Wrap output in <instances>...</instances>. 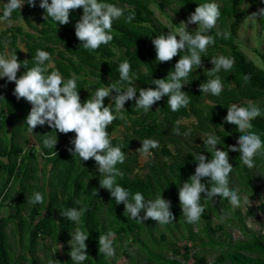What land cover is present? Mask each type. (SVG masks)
Instances as JSON below:
<instances>
[{"label": "trees", "instance_id": "16d2710c", "mask_svg": "<svg viewBox=\"0 0 264 264\" xmlns=\"http://www.w3.org/2000/svg\"><path fill=\"white\" fill-rule=\"evenodd\" d=\"M169 1L178 4V9H175L174 13L185 20L200 4L213 2L212 0H160L158 3L160 9H163ZM244 1L221 0V4H218L221 15L217 24L204 33L213 36L215 43L208 46L206 53H202L203 66L198 67L199 71L193 68L188 78L181 81L184 84L181 91L186 92L190 97L187 107H181L174 112L167 104L168 97L165 96L147 112L136 109L135 99L126 101L124 110L117 112L112 100L116 95L114 91L104 100V106H110L117 117L107 128L111 145L120 146L126 155L124 163L116 165L123 173L116 178V182L133 195L141 192L146 200H155L159 195L170 200V211L174 214L175 220L166 224L167 226L175 227L177 223H181L187 231V239L195 242L200 238L202 246L221 248L213 262L208 263L204 255L197 253L189 255L192 245L180 246L172 240L166 241V250L172 255L166 257L162 252L149 250L145 241L133 238L134 242L143 243L141 248L144 249L151 263L186 264L190 258H193L192 264H264V232L258 234L242 225L239 227L244 235L243 238L232 241L230 234L225 230L227 221L231 219L223 220V214L231 210L232 217L242 219L239 207L234 208L227 199L219 196L208 200L202 193L200 203L205 211L200 221L195 223L198 230L193 231V223L186 222L179 201V188L194 174L198 164L195 158L199 154H203L208 160L213 158L214 150L203 143L209 134L219 137L218 149L228 151L229 163L233 166V171L229 174L230 189L233 190L236 183L241 192L250 193L254 172L257 169L264 170V156L254 157L255 166L250 169L241 161L239 152L228 150L229 145L239 147L237 141L242 133L238 131L237 126L224 121L228 107L232 104L243 107H247L250 103L255 104L262 114L251 121L253 128L250 131L258 134L264 142V68L248 60L239 50L236 41L239 24L247 13V7H242ZM40 2L41 0H35L36 7H30L25 0L22 7L11 15L12 19L24 20V25L29 27H32L31 16L39 24L33 27L35 33L29 31L23 34L25 40L29 42L28 57L22 58L16 44L17 36L21 33V25L14 29V33L9 38V48L12 55L16 54L19 62L27 60L28 68L36 66L35 56L38 49L48 52L53 66L48 67L46 75L58 70L65 81L77 78L81 103L91 99L97 89L117 84L120 80L119 66L125 60L131 64L132 86L136 88V98H138L141 88L156 87L152 84V80L166 79L170 72L175 71V64L181 56L188 54L187 51L178 52L169 62L156 60V50L152 40L162 34H175L154 16L151 4L156 0H100L122 8L124 16L113 21L111 33L113 40L108 44H102L96 50L84 49L75 35V25L83 15L82 8L71 10L70 23L60 25L40 8ZM249 2L251 10L258 11L264 8V0H249ZM4 7L2 5L0 15ZM133 14L135 18L132 22L126 23L125 17ZM257 18L260 23L264 22V17ZM195 25L194 30L187 29L193 35L199 30V25ZM223 33L230 35L224 38ZM1 37L3 38V35L0 33ZM2 49L0 42V55H3ZM257 55L264 65V53L257 51ZM219 56L234 58L231 70L221 69L215 74L221 78L223 90L218 96L210 92L201 93L200 84L215 78L208 71L214 67L211 59ZM48 64L49 61H45V66ZM28 68L22 66L17 78ZM245 75L251 77L247 82L243 78ZM121 90H126V86ZM3 95H5L4 99H1L0 103V207L7 202L12 211L6 216H0V264H18L19 259L25 260L26 264H43V260L36 252L40 240L47 238L52 244H61V251L55 253L47 247L45 250L47 264L56 260L60 264H76L70 256L72 251L70 242L71 234L75 233L77 228L89 233V238L85 241L88 258L81 264H113L108 256L99 252L100 235H107L111 231L116 234L114 240L118 241L120 238L128 239L132 232H151L153 220L149 218L141 223L125 215L124 204H116L110 192L100 186V179H103V176L100 175L94 159L83 161L78 155L74 156L68 151L69 148H74L70 143L75 138L74 132L56 133L58 142L55 148H49L45 147L44 140L52 137L55 129L42 131L35 127L36 132L42 136L38 139L44 150V166L50 165L48 170L50 176L46 181L43 173L45 167H39L35 149L30 147L25 150L22 142L20 144L16 142V136L22 135L20 131L28 126L25 121L32 105L23 98L19 102L15 95L7 92H3ZM18 110L21 111L24 128L19 131L9 129L11 133L7 136L6 125L13 116H15L13 121L21 118L17 115ZM121 116L123 119L120 118ZM183 117H194L195 121L188 127L179 122ZM118 125H122L126 130L122 133V138L112 135ZM176 127H179L180 135L174 134L173 129ZM189 129L191 134L183 135ZM197 131L204 133L203 138L200 139L195 135ZM144 139L158 141L159 147L150 150L154 157L146 163L147 173L141 175L134 173L137 153H133L131 149L135 146L141 148ZM54 152L57 155H54ZM81 164L83 166H80ZM60 166L65 167L64 173L67 175L58 179L57 173L53 175L51 173ZM209 179L202 178L201 182L210 188ZM16 183L19 184L14 187ZM36 192L43 195V204L31 202ZM68 208L82 210L79 222L68 220L61 215ZM23 210L26 211L25 215L22 214ZM258 210L264 218V201L256 208L249 207L247 213L259 217ZM42 211L44 215L38 218ZM144 214L142 210L140 216ZM212 217H216L218 223L213 224ZM8 225H12L9 232L6 230ZM204 238L207 240L204 241ZM151 241L154 246L158 244L154 239ZM16 245L22 250L17 257L14 256ZM179 256L182 260L177 258Z\"/></svg>", "mask_w": 264, "mask_h": 264}, {"label": "clouds", "instance_id": "9594fccd", "mask_svg": "<svg viewBox=\"0 0 264 264\" xmlns=\"http://www.w3.org/2000/svg\"><path fill=\"white\" fill-rule=\"evenodd\" d=\"M24 3L25 0H8L3 14L0 15V23L9 22L12 13L19 10ZM27 4L30 7H36L35 0H27ZM39 6L45 10L48 17L59 22L60 25L70 23L71 10L82 8L83 15L75 25V35L84 49L89 50H96L102 44L111 42L113 21L124 16L122 8L100 2V0H51V3L49 0H41ZM220 15V7L217 3L200 4L189 15L187 22L180 23L182 27L177 29V34H162L152 40L158 62H169L177 56L178 52L187 51L188 54L181 56L175 64V71L170 72L166 79L152 80V84L156 87L141 88L138 98H136V88L132 86L131 64L127 60L119 66L120 80L117 84L97 89L95 95L83 103L78 93L77 78L65 81L58 70L46 75L50 65L45 66V61H50L51 55L43 50H37L36 66L31 68H28L27 60L19 62L16 54L10 57L0 55V78L6 77L8 82H15L13 94L17 100L23 98L32 105L25 121L30 131L38 125L43 126L47 123L50 128L62 134L75 133L74 140L70 141L74 148H69L68 151L74 156L78 155L83 161L95 160L98 171L103 176V179H100V186L110 192L116 204H124L125 215L141 223L150 218L161 225L170 224L175 220L174 214L170 211V200L162 198V195L155 200H146L141 192L133 195L116 182V178L123 175L116 165L123 164L126 155L120 146L111 145L107 128L117 117L110 106H104V100L109 98L114 91L116 95L112 97V100L117 112L124 110L125 102L133 99H135L137 110L143 109L147 112L165 96L168 97L167 104L172 111L187 107L190 97L186 92L181 91L184 85L181 81L188 78L194 67L203 66L202 53H206L208 46L215 43L213 36L204 33L215 27ZM250 16L264 17V8H260ZM134 18V14L128 15L125 17V22L131 23ZM188 24L199 25V30L193 35L187 31ZM229 35L230 33H223L224 38H228ZM211 62L214 67L208 72L215 78L200 84L199 90L201 93L210 92L218 96L223 90V84L221 78L215 74L221 69L231 70L234 58L219 56L212 58ZM22 66L28 70L17 78V73ZM243 78L245 82L251 79L250 75H245ZM125 86L126 90L122 91L121 89ZM0 99L4 97L0 96ZM261 114L260 108L255 104L250 103L247 107L232 104L228 107L227 115L224 117L226 123L237 126L238 131L242 133L237 141L239 147L229 145L228 150L239 152L241 161L250 169L255 166L254 157L264 156V142L258 134L250 131L253 128L251 121ZM120 118L123 119V116ZM173 132L176 135L181 134L179 127L174 128ZM190 134L191 129L183 133L185 136ZM57 142V136L49 137L44 140V145L55 148ZM203 143L214 150L213 158L208 160L203 154H199L195 158L198 164L194 174L179 188V201L188 223L199 222L205 211L200 203L202 193L208 200L219 196L227 199L234 208L241 205L238 192L229 187V174L233 171V166L229 163L228 151L217 148L219 137L216 135L209 134ZM158 147V141L144 139L138 151L151 155L150 150ZM53 154L57 155L56 152ZM202 178H210L208 181L210 188L201 182ZM31 202L43 204V195L40 192L34 193ZM243 203H250L249 198L245 197ZM142 210L145 214L140 216ZM61 215L67 217L68 220L79 222L82 210L68 208ZM113 236L114 233L111 231L107 235H100V253L109 257L115 255L111 239ZM72 237L70 256L76 264H81L88 258L85 241L88 240L89 233L77 228ZM50 264H60V262L56 260Z\"/></svg>", "mask_w": 264, "mask_h": 264}, {"label": "rangeland", "instance_id": "374dc122", "mask_svg": "<svg viewBox=\"0 0 264 264\" xmlns=\"http://www.w3.org/2000/svg\"><path fill=\"white\" fill-rule=\"evenodd\" d=\"M160 0H156L155 3L151 4V8L154 11V16L157 18V20L166 25L168 29H171L175 34H177V29L182 27L180 24L182 21L187 22V20L181 18L179 15L174 13L175 9H178V4L174 1H169L166 3L165 7L163 9H160V6L158 5ZM214 3L221 4V0H212ZM242 7H247V13L244 17V20L240 22L237 35H236V41L239 45V50L246 56L248 60L253 61L256 65L263 67L260 58L257 55V51L264 53V22L260 23L257 17H251L250 15L254 12H257L256 10H251V4L249 0H245L242 4ZM0 9H2L0 4ZM230 22V20H229ZM10 23L9 26L13 24L12 20L9 22H5L2 24ZM36 24V23H35ZM217 24V23H216ZM37 26L39 24L37 23ZM216 26V25H215ZM196 28L195 24H188L187 29L194 30ZM29 31L35 32L34 29L29 28ZM21 39V38H18ZM18 45L20 49L23 51V56L26 54L25 50V44L23 41H19ZM53 66L52 61H49L48 66ZM195 71H199L198 68L194 67ZM11 86V85H10ZM13 118L10 120V129L13 131H19L20 129L24 128L23 119L18 118L16 121H13ZM195 121L194 117H183L179 120L180 123L186 125L189 127V125ZM37 128L42 129V131L49 130V126L47 123L43 126L38 125ZM34 128L32 131L29 130V126L25 130H21L20 133L24 136V139H22V135L16 136V142L20 144L22 142L23 149L28 150L30 147H33L35 149V154L37 156V161L39 163V167H45L44 166V156H43V149L39 143L38 137L40 134L36 132ZM56 133H58V130H53ZM126 131L122 125H118L114 132L112 133L113 136H120L122 138V133ZM41 132V131H40ZM10 135L9 133L7 134ZM196 136L203 138L204 133L201 131H197ZM42 137V136H40ZM54 136V132L53 135ZM138 143V142H137ZM9 144V143H8ZM137 145V144H136ZM140 149L139 147L135 146L131 149L133 153H137V164L136 168L134 169V173L137 174H145L147 173V162L153 159V154L151 155H145L142 152L138 151ZM80 166H83L82 164ZM49 168L50 165L48 164L45 169H43L44 178L48 179L50 176L49 174ZM65 172V167H58L55 172L51 173V175L56 174L58 175V179H60L62 176L67 175ZM42 175V174H41ZM40 177V176H39ZM19 179V178H18ZM253 187L252 191L250 193L241 192L239 189V186L236 185L233 187V190H236L238 192V195L241 198V205L239 207L240 217L242 219H238L235 217H232V211L225 212L223 214V220L226 218H230L231 220L226 223L225 230L228 234H230L232 241H235L237 239H242L243 234L239 226L245 225L247 229H250L252 231L257 232L258 234H261L264 232V218L262 217L261 212L258 210L259 217L252 216L251 214L247 213V210L249 207L256 208L260 205H262L264 201V170L257 169L254 172L253 176ZM33 183V182H30ZM19 183H16L14 187H16ZM47 189H49L46 186ZM247 197L250 200V203L245 204L243 203L244 198ZM7 203V202H6ZM4 203L0 207V216H6L11 212V208L8 207V205ZM22 214L25 215L26 211L23 210ZM44 215V211L41 212L40 216L38 218H41ZM213 224L218 223V219L216 217H212ZM187 222V220H186ZM12 225H8L6 230L9 232ZM193 231L198 230V226H196L195 223L192 224ZM219 233V232H218ZM75 233L71 234V239H73L72 236H74ZM187 231L184 229L183 225L181 223H177L175 227H169L167 225H161L158 222L154 221V224L151 228L150 233H136L132 232L128 236L129 238H120L118 241H115L114 238L116 234H114L111 239L114 241L113 247L115 248V255L112 257L108 256V259L113 264H155L151 263L149 259H147V254L144 251V249L141 248V245L143 243L138 244L137 242L133 241V238H138L140 240L145 241L144 243L147 245L148 249L154 252H162L166 257H171V253L169 250H166L165 242L172 240L177 243V245H192V249L189 252V255L192 256L193 254L197 253L198 255H204L208 263H212L216 255L221 250L220 247H211L210 245L202 246L200 245V238H197L195 242H192L191 240L187 239L186 236ZM202 236V234H201ZM164 237V239H163ZM200 237V235H199ZM17 240V236L15 238ZM151 239H154L158 244L156 246L153 245V242ZM204 241L207 239L204 238ZM47 247H50L51 252L55 253L56 251H61V244L60 243H50V240L47 238L45 240H40L39 247L37 250V255L40 257L43 261V264H47L48 260L45 256V250ZM159 247V248H158ZM14 256L17 257L21 254L22 250L19 246L14 247ZM161 249V250H160ZM28 256V255H27ZM179 260H182V257H177ZM20 263L18 264H26L25 260H20ZM193 258H190L186 264H192ZM17 264V263H16Z\"/></svg>", "mask_w": 264, "mask_h": 264}, {"label": "crops", "instance_id": "0c3cea01", "mask_svg": "<svg viewBox=\"0 0 264 264\" xmlns=\"http://www.w3.org/2000/svg\"><path fill=\"white\" fill-rule=\"evenodd\" d=\"M0 4H1V7H2V5H4L5 6V4H6V1L5 0H0ZM1 10V9H0ZM4 10V9H3ZM3 10H2V14H3ZM1 14V15H2ZM12 20V22H13V24L11 25V26H9V24L10 23H7V24H2V23H0V33H1V35H3V38L1 37L0 38V42H2V50H3V55H6V56H11L12 55V52H11V50H10V48H9V41H10V37H11V35L14 33V29L16 28V27H18V25H21V33L17 36L18 38H21V39H18L17 38V42H16V44H17V46L19 47V45H18V42L19 41H23L24 42V44H25V50H26V54H25V56H23V51L20 49V47H19V51H20V53H21V56H22V58L23 59H26L27 57H28V41L27 40H25V37L23 36V34L26 32H29V28H31V29H33V27H35V26H37V22H36V20H35V18L33 17V16H31L30 17V20L32 21V27H29V26H27V25H24V20H22V19H12V18H10V21ZM36 23V24H35ZM30 32H32V31H30ZM35 33V32H34ZM19 72H21V69H19ZM6 85V86H5ZM11 85V86H10ZM14 89H15V82H8L7 81V78L5 77V78H0V96H5V95H3V92H7V93H9V94H12V95H14L13 93H14ZM21 101V99H19V102ZM0 103H1V99H0ZM25 104H26V101L24 102ZM27 103H29V102H27ZM30 104V103H29ZM20 112L21 111H19L18 110V112H17V115H20ZM20 117L22 118V116L20 115ZM20 119V118H19ZM9 125H10V123H8L7 125H6V127H7V134L9 133H11L10 132V127H9ZM8 136V135H7ZM54 136H56L55 135V131H54Z\"/></svg>", "mask_w": 264, "mask_h": 264}]
</instances>
